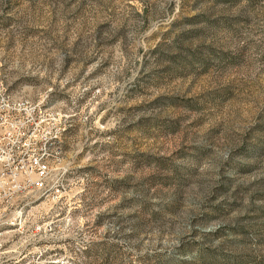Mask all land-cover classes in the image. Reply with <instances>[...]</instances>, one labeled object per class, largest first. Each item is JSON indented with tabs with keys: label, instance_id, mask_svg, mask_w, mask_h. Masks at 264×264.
<instances>
[{
	"label": "rangeland",
	"instance_id": "374dc122",
	"mask_svg": "<svg viewBox=\"0 0 264 264\" xmlns=\"http://www.w3.org/2000/svg\"><path fill=\"white\" fill-rule=\"evenodd\" d=\"M0 81L61 150L0 264H264V0H0Z\"/></svg>",
	"mask_w": 264,
	"mask_h": 264
},
{
	"label": "built area",
	"instance_id": "2783aa9c",
	"mask_svg": "<svg viewBox=\"0 0 264 264\" xmlns=\"http://www.w3.org/2000/svg\"><path fill=\"white\" fill-rule=\"evenodd\" d=\"M0 81V242L15 233L30 244V193L44 191L61 150L60 127L43 101L5 95ZM56 126V127H55ZM0 243V255L8 254Z\"/></svg>",
	"mask_w": 264,
	"mask_h": 264
},
{
	"label": "bare ground",
	"instance_id": "6f19581e",
	"mask_svg": "<svg viewBox=\"0 0 264 264\" xmlns=\"http://www.w3.org/2000/svg\"><path fill=\"white\" fill-rule=\"evenodd\" d=\"M5 95H8L6 89H5Z\"/></svg>",
	"mask_w": 264,
	"mask_h": 264
}]
</instances>
